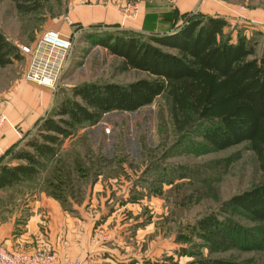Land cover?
Returning <instances> with one entry per match:
<instances>
[{
  "label": "rangeland",
  "instance_id": "rangeland-1",
  "mask_svg": "<svg viewBox=\"0 0 264 264\" xmlns=\"http://www.w3.org/2000/svg\"><path fill=\"white\" fill-rule=\"evenodd\" d=\"M139 1L21 0L23 6L14 0H0V30L16 46L34 45L45 31L54 29L60 32L56 25L61 22L67 24L72 47L49 113L62 100L72 97L73 89L78 85L93 82L126 85L138 79L153 78L148 72L125 68L122 58L103 46L92 45L89 40L90 34H115L122 30L113 29L110 24L93 25L85 30L65 19L73 2H109L128 18V4ZM181 1H193L189 12L183 14L175 7ZM198 2L151 0L152 32L146 34L147 40L151 35L163 34L161 31L177 29L188 18L211 16L198 10ZM259 4L264 5V0H259ZM222 15L234 24L243 19L240 14ZM157 18H163V24H156ZM235 28L241 29L240 25ZM227 32L234 35L231 28ZM263 42L264 37L259 43L258 54L262 51ZM20 56L13 63L0 66V90L7 89L9 80L19 71L26 70L27 57L21 52ZM202 140L197 131L186 137L178 134L172 120L171 100L165 93L137 111H112L106 113L98 124L80 127L72 138L64 141L67 149L60 155H81L82 163L93 172L80 183L86 191L84 201L97 205L93 212L96 213L97 209V214H103L102 219H108L118 205L130 203L138 208L135 217L137 227L148 226L145 230L151 232L153 239L159 236V230L162 231L163 264H199V260L211 258L264 264V250H214L198 235L195 227L200 219L216 212L220 216L225 215L222 207L225 201L250 189L264 177L249 142L216 150L203 149L200 145ZM188 142L198 145L192 146ZM42 174L44 178L46 172ZM116 216L115 219H124L135 215L124 209ZM236 218L247 226L255 225L248 219Z\"/></svg>",
  "mask_w": 264,
  "mask_h": 264
},
{
  "label": "trees",
  "instance_id": "trees-1",
  "mask_svg": "<svg viewBox=\"0 0 264 264\" xmlns=\"http://www.w3.org/2000/svg\"><path fill=\"white\" fill-rule=\"evenodd\" d=\"M14 1L23 5L21 0ZM228 25L221 16H195L171 33L151 35L149 40L146 34L129 31L90 34L92 45L122 58L125 68L148 72L153 78L126 85L93 82L76 86L73 96L62 100L39 124L28 144L32 150L17 154L16 158L27 163L0 168V187L43 179L46 172L44 183L57 199L85 202L80 181L93 172L78 153L51 161L60 146L80 127L98 124L106 113L137 111L165 93L171 100L178 134L186 137L197 131L203 149L224 150L249 142L264 175V45L258 54L263 34L256 31L248 37L239 33L234 38L226 30ZM20 58L18 47L0 30V66ZM222 207L225 215L208 214L195 227L211 249L264 250V177ZM236 217L255 225L247 226ZM199 264L249 263L211 258L201 259Z\"/></svg>",
  "mask_w": 264,
  "mask_h": 264
},
{
  "label": "crops",
  "instance_id": "crops-1",
  "mask_svg": "<svg viewBox=\"0 0 264 264\" xmlns=\"http://www.w3.org/2000/svg\"><path fill=\"white\" fill-rule=\"evenodd\" d=\"M150 1L137 2V15L128 18L109 2H73L65 19L85 30L93 25L110 24L120 31L150 34ZM200 1L198 10L203 14H240L243 17L238 24L225 17L229 23L226 30L231 28L234 38L239 33L250 37L256 31L264 37V5H260L259 0L257 4L255 0ZM191 3L181 1L175 7L185 14L191 9ZM124 4L125 1L122 6ZM155 20L156 24H163V18ZM66 25L65 22L58 23L56 29L63 36L70 37ZM237 25L241 29H236ZM171 32L172 29H167L160 33ZM27 68L28 65L25 71H19L9 80L7 89L0 90V112L8 117L0 129V168L27 163L16 156L23 150H32L29 141L35 137L39 124L54 106L55 90L27 80ZM64 143L51 161L67 149ZM44 182V178H39L16 186L0 187V240L7 250L20 248L34 253L48 248L57 255L61 264H163L162 231L159 230V236L153 239L151 232L145 230L148 226L137 227L136 205H118L108 219H102L103 214H97V209L96 213L93 212V207L97 205L88 202L63 203L50 193ZM124 209L135 216L115 219Z\"/></svg>",
  "mask_w": 264,
  "mask_h": 264
},
{
  "label": "built area",
  "instance_id": "built-area-1",
  "mask_svg": "<svg viewBox=\"0 0 264 264\" xmlns=\"http://www.w3.org/2000/svg\"><path fill=\"white\" fill-rule=\"evenodd\" d=\"M130 16H136L137 3L127 6ZM15 45V44H14ZM16 46V45H15ZM21 54L28 58L27 80L55 90L61 81L72 47L70 37L57 30L45 31L34 45H18ZM8 121L5 113L0 112V129ZM1 264H61L57 255L48 248L27 253L20 248L7 250L0 240ZM78 263V262H77Z\"/></svg>",
  "mask_w": 264,
  "mask_h": 264
}]
</instances>
